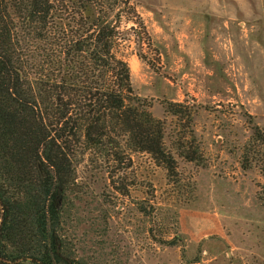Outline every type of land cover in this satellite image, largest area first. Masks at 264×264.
<instances>
[{"label": "rangeland", "instance_id": "374dc122", "mask_svg": "<svg viewBox=\"0 0 264 264\" xmlns=\"http://www.w3.org/2000/svg\"><path fill=\"white\" fill-rule=\"evenodd\" d=\"M131 3L144 28L116 51L164 124L176 172L124 143L117 158L75 144L68 253L89 264H264V179L255 162L241 164L250 128L264 130V0Z\"/></svg>", "mask_w": 264, "mask_h": 264}, {"label": "trees", "instance_id": "16d2710c", "mask_svg": "<svg viewBox=\"0 0 264 264\" xmlns=\"http://www.w3.org/2000/svg\"><path fill=\"white\" fill-rule=\"evenodd\" d=\"M143 28L131 0H0V264H89L68 253L63 234L75 144L106 145L117 158L124 143L175 174L164 124L116 51ZM182 107L166 103L173 116ZM250 129L242 168L255 162L264 179V130Z\"/></svg>", "mask_w": 264, "mask_h": 264}]
</instances>
